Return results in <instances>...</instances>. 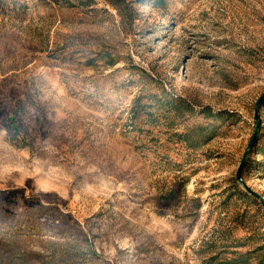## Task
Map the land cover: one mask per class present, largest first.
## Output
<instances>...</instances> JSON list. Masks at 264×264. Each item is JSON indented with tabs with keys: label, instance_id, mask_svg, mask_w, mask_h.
Here are the masks:
<instances>
[{
	"label": "rangeland",
	"instance_id": "1",
	"mask_svg": "<svg viewBox=\"0 0 264 264\" xmlns=\"http://www.w3.org/2000/svg\"><path fill=\"white\" fill-rule=\"evenodd\" d=\"M263 92L264 0H0V264L264 263Z\"/></svg>",
	"mask_w": 264,
	"mask_h": 264
},
{
	"label": "water",
	"instance_id": "2",
	"mask_svg": "<svg viewBox=\"0 0 264 264\" xmlns=\"http://www.w3.org/2000/svg\"><path fill=\"white\" fill-rule=\"evenodd\" d=\"M263 98H264V92L258 97V99L256 100V103H255V106L253 108V116H254V119H255V128H256V124H257L256 110H257V107H258L259 103L263 100ZM254 137H255V130L253 131V134H252V136H251V138L249 140V143H248L247 147L245 148V151H244V153H243V155H242V157H241V159H240V161L238 163V166L236 168L235 178L238 179V180H240V174L239 173H240V168H241V165H242V162H243V158H244V156L246 154V151L250 147L251 142L253 141Z\"/></svg>",
	"mask_w": 264,
	"mask_h": 264
},
{
	"label": "trees",
	"instance_id": "3",
	"mask_svg": "<svg viewBox=\"0 0 264 264\" xmlns=\"http://www.w3.org/2000/svg\"><path fill=\"white\" fill-rule=\"evenodd\" d=\"M6 119H8L10 122H12V119L9 115L6 117ZM11 126L13 127V125H11ZM256 153L260 154V155H264V151H262V150H260L259 152L257 151ZM210 260H211V258L209 260H206V263L210 264ZM218 264H251V263H248L245 259L241 258L240 254L238 253L237 256H230V257L221 259V261ZM262 264H264V263H262Z\"/></svg>",
	"mask_w": 264,
	"mask_h": 264
}]
</instances>
